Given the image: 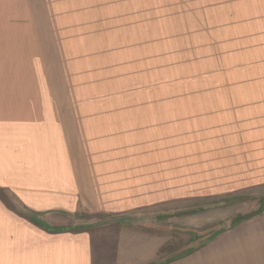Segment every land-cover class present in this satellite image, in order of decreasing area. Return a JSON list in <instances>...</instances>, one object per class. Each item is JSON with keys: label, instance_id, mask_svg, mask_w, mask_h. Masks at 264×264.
Returning a JSON list of instances; mask_svg holds the SVG:
<instances>
[{"label": "rangeland", "instance_id": "rangeland-1", "mask_svg": "<svg viewBox=\"0 0 264 264\" xmlns=\"http://www.w3.org/2000/svg\"><path fill=\"white\" fill-rule=\"evenodd\" d=\"M33 1L8 2L25 44L0 51V141L108 177L76 181L113 195L80 223L173 217L165 264L229 232L222 256L262 264L264 0Z\"/></svg>", "mask_w": 264, "mask_h": 264}, {"label": "crops", "instance_id": "crops-1", "mask_svg": "<svg viewBox=\"0 0 264 264\" xmlns=\"http://www.w3.org/2000/svg\"><path fill=\"white\" fill-rule=\"evenodd\" d=\"M9 1L16 4L18 13L30 11L29 5L34 2L0 0V51H15L18 47L12 46L25 44L22 39L25 33L15 31L16 18L11 13L13 8ZM47 158L44 146L30 148L23 143L0 141V264H165L160 261V249L174 240L173 217L165 224L127 218L80 223L78 216L88 209H79V206L85 204L84 198L91 197L87 190L93 184L76 181L106 180L108 177L66 171L64 159H58L49 167L53 162ZM64 180L70 182L64 183ZM8 185L16 189L14 194L20 203L13 205L6 201L10 191ZM102 185L94 183L97 189L104 188ZM105 196L99 194L88 201L102 204ZM93 210L109 214L129 211ZM230 233L222 236L221 241L204 244L193 256L172 258L170 264H255L249 256L256 251L247 256L241 253L232 258L222 256L228 244L226 240L234 237L233 232ZM249 237L247 234V240ZM173 251H170L172 255ZM261 251L262 256L257 255L254 260L264 264V239Z\"/></svg>", "mask_w": 264, "mask_h": 264}]
</instances>
